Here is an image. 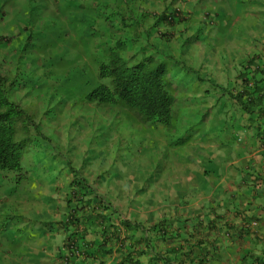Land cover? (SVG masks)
I'll list each match as a JSON object with an SVG mask.
<instances>
[{"label": "crops", "instance_id": "1", "mask_svg": "<svg viewBox=\"0 0 264 264\" xmlns=\"http://www.w3.org/2000/svg\"><path fill=\"white\" fill-rule=\"evenodd\" d=\"M74 1L85 20L102 3ZM169 1L138 8L165 10ZM243 5L217 11L219 36L201 35L208 24L193 3L164 24L182 63L172 67L170 127L128 124L112 157L98 158V180L65 161L44 164L42 183L24 189L20 213L2 222L16 239L15 258L2 264H264V0ZM253 84L262 103L248 113L228 92Z\"/></svg>", "mask_w": 264, "mask_h": 264}, {"label": "rangeland", "instance_id": "2", "mask_svg": "<svg viewBox=\"0 0 264 264\" xmlns=\"http://www.w3.org/2000/svg\"><path fill=\"white\" fill-rule=\"evenodd\" d=\"M43 1V5H32L33 0H0L4 16L0 26V73L8 81V98L21 107L31 125L28 132L20 129L17 134L19 140H26L22 172H0V264L6 257L15 258L16 241L12 231H4L2 222L20 213L17 202L26 195L24 189L29 192L42 183L46 172L42 166L65 161L68 168L82 169L98 180V158L110 159V150L128 138V124L138 126L123 106L98 107L83 100L92 88L108 84L97 75L99 65L108 60L107 53L119 52L117 44L122 42L129 49V29L123 24L132 21L126 20L128 15L120 16L125 14V7L114 0L112 8L109 0H102L95 9L92 6L87 10L86 21L79 16L80 10H74V0ZM255 1L235 0L243 6ZM230 3L232 0H195L202 21L208 24L203 36L221 34L211 24L218 22L219 9L230 11ZM135 10L139 8L135 6ZM105 15L110 17L104 19ZM137 28L139 42L130 51L136 59L154 53L160 60L177 62L180 56L175 55L173 33L165 39L155 36L149 40L145 24L140 22ZM202 57L205 67L211 59L204 53ZM138 138L142 139L139 132ZM82 172L78 170L77 175ZM58 175H62L61 170ZM103 196L109 198V189L105 188ZM101 201L108 203V199ZM168 236L172 234L165 238Z\"/></svg>", "mask_w": 264, "mask_h": 264}, {"label": "trees", "instance_id": "3", "mask_svg": "<svg viewBox=\"0 0 264 264\" xmlns=\"http://www.w3.org/2000/svg\"><path fill=\"white\" fill-rule=\"evenodd\" d=\"M118 45L121 53L110 52L108 60L99 66V78L108 80L109 84L90 90L83 100L97 106H123L137 124L146 128L170 127L176 115V99L170 92L173 77L166 65L152 55L136 61L125 60L122 58V53L126 51L125 43ZM6 86L7 79L0 74V172L4 174L19 173L22 170L25 145L17 137L18 128L27 130L31 126L21 107L8 98ZM228 95L248 113L262 103L261 91L255 84L248 89L246 86L234 96L229 92ZM75 193L72 192V197ZM71 220L72 216L68 218L69 222ZM73 221L78 222V219ZM123 225L128 226L126 223ZM134 264L142 263L135 261Z\"/></svg>", "mask_w": 264, "mask_h": 264}, {"label": "clouds", "instance_id": "4", "mask_svg": "<svg viewBox=\"0 0 264 264\" xmlns=\"http://www.w3.org/2000/svg\"><path fill=\"white\" fill-rule=\"evenodd\" d=\"M115 1H117L118 4H122V7H125L123 9L124 10L123 13H125V14H121L120 16L122 17L123 15H128L126 20L130 19L132 21V22H125L123 24L124 26H126L129 29L128 30L129 39L126 40V42L128 43L129 49L122 53V56H123L122 58H124L125 60L133 59L135 61L136 60H140L141 58H143L145 56V55H142L140 58L136 59L130 53L132 47H135L138 44V42H139L140 35L138 33L137 26L140 25V22H143L145 24V26H146V36L148 37L149 40L154 38L155 36H157V37L161 36L164 39L168 38L169 36H172V30H171L170 27L164 26V24L165 23L166 24H173L174 22H176V20L184 19L185 18V14L188 12L185 9V5L188 4V3H193V4L195 3V0H170L166 4V9L165 10H158L157 8L152 7L150 9H140L139 8L138 12H136L135 8L132 9L130 4L137 3L135 5H137V7L138 6L141 7V6H143V4H140V3H143L145 0H130L129 4H124L123 3L126 0H115ZM33 3L43 5L44 1L42 0L40 2H37L36 0H33L32 5H33ZM109 3H110V5H112L111 7L114 8V0H109ZM3 17L4 16L2 15L1 8H0V26H3L2 23H1V22H3ZM109 17H110V15H105L104 19H108ZM145 20H148V22H144ZM135 21H138V22H135ZM1 39H5V38H1ZM109 54H110V52L107 53V56H109ZM149 55L150 56L152 55L154 57L156 56L155 58L157 59V61H160V62L164 63L166 65V67H167V69H168V71H169L171 76H172V67L173 66L180 67L179 65H182V63L179 62V61L174 62L173 60H170L169 62H166V61L160 60L157 57V55H155L154 53H151ZM149 55H146V56H149ZM0 58H1V55H0ZM0 62H1V60H0ZM98 71H99V67H98ZM98 71H97V75H98ZM98 78H99V75H98ZM172 80H173V78H172ZM7 83H8V81H7ZM108 84H109V81H108ZM100 85H102V84H100ZM98 86H96V87H98ZM173 86H174V80H173V84H172L171 91H170L171 94H173V96H174L175 93H174V87ZM6 88H7V86H6ZM95 106H97V105H95ZM98 107H109V106H98ZM161 127H163V126H161ZM18 129L19 130L23 129V131L28 132L30 130V127L27 130H25L22 127H19ZM20 140L24 141V145H26V140H24V139H20ZM23 160H24V158H23ZM22 170H23V161H22ZM22 170L19 173H17V174H20L22 172ZM21 181H23V178L21 179ZM74 183L75 184L76 183L77 184L78 183L81 184L80 182H78L76 180H74ZM74 191L77 192V189L72 188L71 192H74ZM75 194H77V193H75ZM71 196H72V193H71V195H69V197H71ZM71 241H72V239L70 237H68V242L71 243Z\"/></svg>", "mask_w": 264, "mask_h": 264}]
</instances>
